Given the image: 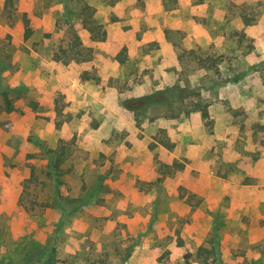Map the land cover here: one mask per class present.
<instances>
[{
    "label": "rangeland",
    "instance_id": "obj_1",
    "mask_svg": "<svg viewBox=\"0 0 264 264\" xmlns=\"http://www.w3.org/2000/svg\"><path fill=\"white\" fill-rule=\"evenodd\" d=\"M8 87L0 264H264V0H0Z\"/></svg>",
    "mask_w": 264,
    "mask_h": 264
},
{
    "label": "trees",
    "instance_id": "obj_2",
    "mask_svg": "<svg viewBox=\"0 0 264 264\" xmlns=\"http://www.w3.org/2000/svg\"><path fill=\"white\" fill-rule=\"evenodd\" d=\"M247 23H249L248 21H246ZM100 25H98L97 27H91L88 26V29L91 32H95L96 28H99ZM24 28H25V36H29L31 34V27L29 25V20L24 17ZM80 45L79 40L77 38V36L74 38V42L73 44H71L69 46V49H61V54L65 55L68 53L70 55V57H74V55L76 54L75 52H80V50H78V46ZM69 51V52H68ZM55 55L57 56V58L60 57V53H58V51L55 53ZM76 56V55H75ZM72 57V58H73ZM118 58L120 61L124 60V55H118ZM80 60V59H79ZM15 91L14 88L8 87L6 89H2L0 90V104L3 106V108L6 111H10L13 109L14 106V99L12 97V93ZM152 101H155V98L152 99ZM204 115H206V113H204ZM65 147L62 146L59 149H51L52 153L50 154L49 158H50V162H51V168L53 171V174H56V172H58V170H60L61 168V163L64 160V155H65ZM44 253H42V256L44 257L40 264H55L56 259H55V253H54V248L48 250V248L46 249L44 247V250L42 251ZM217 252H218V244L216 242L213 243V245L211 247H206V246H199L195 252V256L199 259H202L204 262H208L210 258H217ZM187 258L190 256V254L186 255Z\"/></svg>",
    "mask_w": 264,
    "mask_h": 264
}]
</instances>
